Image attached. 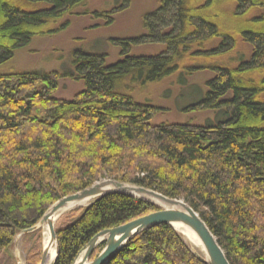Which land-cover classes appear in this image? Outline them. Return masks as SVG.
<instances>
[{
    "label": "trees",
    "instance_id": "16d2710c",
    "mask_svg": "<svg viewBox=\"0 0 264 264\" xmlns=\"http://www.w3.org/2000/svg\"><path fill=\"white\" fill-rule=\"evenodd\" d=\"M86 1L0 0V67L34 37L64 30L68 22L60 21ZM222 1L159 0L143 16L144 35L113 40L121 59L112 65L106 55L74 51L65 73L0 75V264H14L8 250L17 233L35 226L60 199L103 179L183 199L229 264H264V25L258 26L264 15L245 17L262 0H226L233 4V18L244 21L237 35L219 24L214 8ZM22 2L44 8L27 10ZM235 36L251 48L233 59L235 66L182 63L223 57L236 47ZM141 45H161L163 51L129 55ZM179 71V85L200 71L214 74L205 82L203 99L198 91V101L187 108L214 112V121L154 124L158 109L127 92ZM61 78L81 81L82 91L71 100L54 98ZM155 211L122 195L71 211L55 228L54 264H73L99 232ZM28 257V264H38L40 245ZM106 264L202 263L171 227L160 225L136 236Z\"/></svg>",
    "mask_w": 264,
    "mask_h": 264
},
{
    "label": "rangeland",
    "instance_id": "374dc122",
    "mask_svg": "<svg viewBox=\"0 0 264 264\" xmlns=\"http://www.w3.org/2000/svg\"><path fill=\"white\" fill-rule=\"evenodd\" d=\"M224 1L226 0H223L218 7L214 8L220 17L219 24L223 27V32L227 30V32H233L234 35H237V31L242 28L244 21L243 19L233 18L232 14H230L233 10V4L230 1ZM261 2L262 6L251 9L246 13L245 17L247 16V18L251 19L264 15V0ZM22 4L25 3L22 2ZM158 5L159 0H87L85 5L78 8L73 15L64 17L60 21L61 23L68 22L64 30L50 36H36L28 46L17 50L13 58L0 67V75L19 72L65 73L71 70L70 61L74 51L103 54L106 55V64H115L121 59V48L114 44L113 40H127L144 35L143 16L154 11ZM24 6H26L27 10L32 11L44 8L42 4H25ZM94 12L107 15L110 20L105 17L95 18L92 15ZM108 21L111 22L108 23ZM259 22L258 26L264 25L263 21ZM56 26L58 25L53 27ZM236 40L237 44L234 50L223 57L209 61L196 58L192 61L184 60L182 63L185 62L187 63L186 65H207L211 63L235 66L234 58L239 55L247 56L251 52V48L241 42L239 37H236ZM162 51L163 46L161 45H141L132 47L129 55L153 56ZM179 73L180 71L157 83L133 86L127 92L134 101L158 109L152 120L154 124H192L202 126L210 120L214 121V112L206 110L189 111L187 109L189 105L197 100L195 93H198V91L200 95L202 93L201 97L199 96L200 99H203L207 91L205 82L213 78L214 74L200 71L191 77H186L184 79L185 83L179 85L177 82ZM82 89L83 84L81 81L61 78L58 80V87L53 97L59 100H71ZM70 212H67L62 217L55 228L63 222L66 215ZM42 233V228H39L29 234L23 232L16 234L8 250L14 264H28V255L30 256L37 245H40V254H42ZM90 260L92 261V259Z\"/></svg>",
    "mask_w": 264,
    "mask_h": 264
},
{
    "label": "water",
    "instance_id": "95a60500",
    "mask_svg": "<svg viewBox=\"0 0 264 264\" xmlns=\"http://www.w3.org/2000/svg\"><path fill=\"white\" fill-rule=\"evenodd\" d=\"M109 195L131 197L153 205L157 211L137 218L122 226L99 232L78 253L73 264H106L112 256L118 254L136 236L160 225L171 227L180 236L181 240L194 258L200 263L229 264L223 250L218 245L216 238L201 220L199 214L196 213L184 200L168 198L150 189L110 179L95 182L82 191L60 199L48 208L35 226L22 231L25 234H29L39 228H43L44 226L48 228L50 240L46 248L44 246L42 247L40 264H46L48 247L52 244H55L56 254L49 264H54L58 256L55 227L52 221L58 216V213L70 204L74 205L83 201H90L86 206L88 207L96 200ZM179 227L187 228L197 236L206 253V259L192 249L188 239L182 233L180 234L178 232L180 231ZM100 245H104L102 250L98 256L91 261L90 258L93 251Z\"/></svg>",
    "mask_w": 264,
    "mask_h": 264
},
{
    "label": "bare ground",
    "instance_id": "6f19581e",
    "mask_svg": "<svg viewBox=\"0 0 264 264\" xmlns=\"http://www.w3.org/2000/svg\"><path fill=\"white\" fill-rule=\"evenodd\" d=\"M137 198H139V197H137ZM89 203H90V201H83V202H80V203H77V204H74V205L73 204L68 205L66 208H64L62 211H60L58 213V216L57 217H55L52 220L54 226H55L57 220L64 213H66L68 211L75 210L77 208L86 207ZM179 230L181 232L180 231H178V232L180 234L182 233L188 239V241L190 242V246L192 247V249H194L199 255H201L204 259H206L207 258L206 253L204 251V248H203L201 242L197 238V236L193 232H191L189 229H187V228L179 227ZM42 231H43V233H42L43 234L42 235L43 236L42 244L46 248L48 246L49 240H50L48 228L46 226H44L42 228ZM55 254H56V247H55V244H52L51 246L48 247V258H47L46 264H49V262H51L54 259Z\"/></svg>",
    "mask_w": 264,
    "mask_h": 264
}]
</instances>
